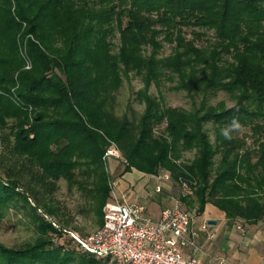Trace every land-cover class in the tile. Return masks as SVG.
Wrapping results in <instances>:
<instances>
[{"label":"trees","instance_id":"1","mask_svg":"<svg viewBox=\"0 0 264 264\" xmlns=\"http://www.w3.org/2000/svg\"><path fill=\"white\" fill-rule=\"evenodd\" d=\"M131 72L144 105L133 120L113 110ZM164 75L203 97L162 106L149 89ZM215 91L233 104L208 103ZM111 142L122 173L168 171L197 214L211 203L229 221L264 219V0H0V214L29 207L35 230L0 243V264H109L57 241L77 228L55 194L64 180L100 226Z\"/></svg>","mask_w":264,"mask_h":264},{"label":"rangeland","instance_id":"2","mask_svg":"<svg viewBox=\"0 0 264 264\" xmlns=\"http://www.w3.org/2000/svg\"><path fill=\"white\" fill-rule=\"evenodd\" d=\"M114 43H118V35L113 38ZM170 51V46L164 43L161 50V55H166ZM28 67V65H25ZM176 83L175 78H168L162 76L158 84L152 83L149 91L158 97L162 106H176L191 109L194 104L203 97L202 94H188L185 90H177L173 88ZM143 87V82L140 77L133 72L129 73L123 78V82L120 88L115 93V100L113 104V110L117 115H127L130 119H136L143 110V103L135 98V92ZM210 104H216L221 101L225 106H231L233 99L223 91L209 92L204 96ZM210 124H207L209 127ZM248 131L247 128L241 127L239 133ZM211 138L213 133L210 131ZM194 157V151H185L182 156V162H189ZM217 158V157H215ZM107 171L111 180H114L116 185L114 186L116 192H118L123 199L143 201L150 198L154 201H162L168 199V202L175 198L180 191V186L177 182L173 181L168 171H163L169 175V178L161 182V190L156 192L155 185L158 179L155 175L144 174L136 169H131L125 173H122L124 165L127 163L121 159H115L108 157L105 161ZM104 163V164H105ZM160 174H163L160 171ZM156 192V195H154ZM57 200L64 206L66 217L69 221V227L76 226V232L78 234L86 235L96 230L99 226L95 221V216L91 211L86 209V201L84 197L76 189L68 190L67 184L64 180L58 182V189L55 194ZM142 196H146L143 199ZM196 202L193 201V205L189 206L188 203L182 201L181 207L190 213L191 217L197 215L195 210ZM149 213L152 216H157V211L153 205L148 208ZM29 207L23 208L19 206L17 208H10L0 214V243L9 247L23 246L26 243H31L35 237V230L29 221L30 217ZM50 219L51 217H47ZM238 223L243 227L245 222L241 219H237ZM262 226H264V219L260 220ZM208 223V221H206ZM211 224V223H208ZM264 229V228H262ZM71 231H68L61 237H57V241L63 243L68 247H75V243L71 241ZM73 238V237H72ZM74 239V238H73Z\"/></svg>","mask_w":264,"mask_h":264},{"label":"built area","instance_id":"3","mask_svg":"<svg viewBox=\"0 0 264 264\" xmlns=\"http://www.w3.org/2000/svg\"><path fill=\"white\" fill-rule=\"evenodd\" d=\"M108 157L126 161L114 142L102 157L104 163ZM156 178L154 189L158 192L169 175L163 173ZM108 183L110 193L102 207V224L86 235L70 232L81 247L97 257L108 258L109 264L197 263L196 257H187L182 251L183 247L198 249L199 232L191 228L192 217L182 209L178 198L161 208L158 218H153L143 202L123 199L114 188L115 181L109 177ZM206 226L208 223L202 228ZM221 262L230 264L222 259Z\"/></svg>","mask_w":264,"mask_h":264},{"label":"crops","instance_id":"4","mask_svg":"<svg viewBox=\"0 0 264 264\" xmlns=\"http://www.w3.org/2000/svg\"><path fill=\"white\" fill-rule=\"evenodd\" d=\"M142 197L146 198V196ZM173 200L174 197L169 202L167 198L162 201L147 198L142 202L146 205L147 211L149 206L153 205L157 216L152 217L158 218L161 208ZM208 220H215V223L208 224L206 229H203L202 225ZM191 228L199 232L196 239L199 247L198 249L183 247L182 251L187 257H196V264H225L221 259L230 264L264 262V229H262L264 226L260 220L255 223L245 222L243 227L237 220H227L223 211L211 203H206L203 212L192 217Z\"/></svg>","mask_w":264,"mask_h":264},{"label":"clouds","instance_id":"5","mask_svg":"<svg viewBox=\"0 0 264 264\" xmlns=\"http://www.w3.org/2000/svg\"><path fill=\"white\" fill-rule=\"evenodd\" d=\"M233 126L238 128L239 127V124L233 122Z\"/></svg>","mask_w":264,"mask_h":264},{"label":"water","instance_id":"6","mask_svg":"<svg viewBox=\"0 0 264 264\" xmlns=\"http://www.w3.org/2000/svg\"><path fill=\"white\" fill-rule=\"evenodd\" d=\"M208 223H215V220H208Z\"/></svg>","mask_w":264,"mask_h":264}]
</instances>
